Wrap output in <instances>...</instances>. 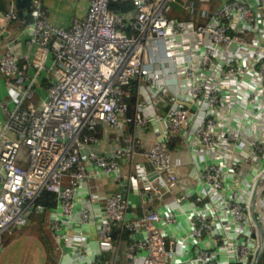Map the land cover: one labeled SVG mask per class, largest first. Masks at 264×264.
<instances>
[{"label":"built area","instance_id":"obj_1","mask_svg":"<svg viewBox=\"0 0 264 264\" xmlns=\"http://www.w3.org/2000/svg\"><path fill=\"white\" fill-rule=\"evenodd\" d=\"M45 1L20 18L15 0H0V42L12 23L27 34L24 56L11 41L0 52V254L3 235L38 213L69 259L88 258L84 231L95 229L86 264H254L264 0H90L67 28ZM100 125L124 132L111 159L87 151ZM173 151L188 155L184 169ZM104 178L117 191L101 197ZM87 199L99 207L76 209Z\"/></svg>","mask_w":264,"mask_h":264},{"label":"crops","instance_id":"obj_2","mask_svg":"<svg viewBox=\"0 0 264 264\" xmlns=\"http://www.w3.org/2000/svg\"><path fill=\"white\" fill-rule=\"evenodd\" d=\"M90 0H46L45 6L48 9V19L50 20L51 24L58 27H69L71 21L73 19H80L84 16L85 10L87 8L88 2ZM6 35L2 38L0 42V52L1 48L5 45L6 42L11 41V51L14 56L21 57L24 56L27 51L24 47V41L26 39V33L21 34L18 32L17 25L15 23L10 24L6 28ZM7 98V91L5 88L4 80L0 77V102L5 100ZM124 132L115 133L112 131H109L108 129H105L103 125L98 126L95 131L93 132V135L98 139V143L94 146H90L87 148V151H94L99 155H102L108 159H111L114 157V153L121 146V139ZM146 135V136H144ZM138 137H145L147 138H153L155 139V133L149 131L148 133L144 134L142 131H138L137 133ZM146 148L149 149L151 144H147V141H145ZM180 154V160H183L182 163H186L187 161L184 159V156L181 158ZM177 154V155H178ZM176 154L173 155V158L177 156ZM184 169L185 167H181ZM117 189L115 188V185L113 181L110 178H104L99 183V195L101 197L109 196L110 194L116 192ZM46 203V202H45ZM47 204V203H46ZM92 204V205H91ZM92 206L94 208L99 207L98 202H90L88 199L85 201H80L76 209H79L81 207H86L88 210H91ZM43 216V222H42V231L44 234V237L46 238L47 243V250L49 252H46V258H44V264H86V260L88 258H94L95 254L97 252V246L95 242V229L92 226L87 227L84 231L86 235V240L88 244V258H85L83 256H73L69 259V257L66 256L67 254V246L57 244L48 227L46 224V219ZM73 220H75V226L74 228L79 229V226L77 224L78 220V214L74 213Z\"/></svg>","mask_w":264,"mask_h":264},{"label":"rangeland","instance_id":"obj_3","mask_svg":"<svg viewBox=\"0 0 264 264\" xmlns=\"http://www.w3.org/2000/svg\"><path fill=\"white\" fill-rule=\"evenodd\" d=\"M168 16L171 18L182 15L172 6ZM28 104L31 102L26 103V105ZM178 153H181V158L184 156V159L189 161L188 155L184 152L173 151L172 154L177 155ZM179 158L180 154L173 158L172 162L181 167L180 164L183 160ZM42 222V214L33 213L25 228L5 233L3 235L5 249L0 254V264H44L48 246L41 228Z\"/></svg>","mask_w":264,"mask_h":264},{"label":"water","instance_id":"obj_4","mask_svg":"<svg viewBox=\"0 0 264 264\" xmlns=\"http://www.w3.org/2000/svg\"><path fill=\"white\" fill-rule=\"evenodd\" d=\"M30 2H31V0H15L16 10H17L18 16L20 18H26L28 16V12L30 9ZM252 218L254 219V215H252ZM255 223H256V227L258 229L259 248H260V252H259V255L257 257V260L254 263V264H257L258 260L260 259L261 255L264 251V240H263L261 226L256 221H255Z\"/></svg>","mask_w":264,"mask_h":264},{"label":"trees","instance_id":"obj_5","mask_svg":"<svg viewBox=\"0 0 264 264\" xmlns=\"http://www.w3.org/2000/svg\"><path fill=\"white\" fill-rule=\"evenodd\" d=\"M54 197L50 193H43V195L40 198L41 203H47L48 206H53Z\"/></svg>","mask_w":264,"mask_h":264}]
</instances>
